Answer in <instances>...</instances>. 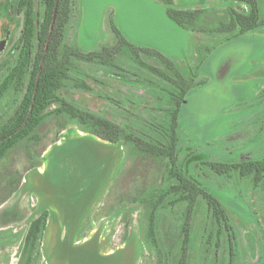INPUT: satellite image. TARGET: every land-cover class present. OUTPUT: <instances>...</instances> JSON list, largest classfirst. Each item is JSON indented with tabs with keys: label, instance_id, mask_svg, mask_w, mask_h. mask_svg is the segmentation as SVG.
<instances>
[{
	"label": "rangeland",
	"instance_id": "374dc122",
	"mask_svg": "<svg viewBox=\"0 0 264 264\" xmlns=\"http://www.w3.org/2000/svg\"><path fill=\"white\" fill-rule=\"evenodd\" d=\"M17 1L7 0L0 14L17 27L7 52L21 34L22 17L13 6ZM163 1L73 0L67 43L83 52L113 47V22L129 42L161 52L188 78L199 75L196 82H205L182 105L189 145L222 163L264 161V27L229 41L226 35L193 33L168 17ZM174 1L186 10L248 11L240 2ZM258 2L264 13V0ZM137 60L122 51L112 66L80 62L70 72L77 88L71 85L59 94L148 138L164 117L166 104L158 99L164 84ZM139 60L160 67L146 56ZM230 61L223 78L222 68ZM19 101L10 98L0 115ZM164 167L133 156L124 143L112 144L76 124L64 127L48 119L32 139L0 160V264H158L156 251L145 243L144 205L134 202V196L158 187ZM194 172L223 205L218 220L214 208L197 202L188 264H230L231 252L233 264H261L262 188L254 190L248 179L238 176L220 178L205 166ZM44 213L45 230L35 250L27 252L31 223ZM178 216L167 208L158 213L157 237L165 250L178 241Z\"/></svg>",
	"mask_w": 264,
	"mask_h": 264
},
{
	"label": "trees",
	"instance_id": "16d2710c",
	"mask_svg": "<svg viewBox=\"0 0 264 264\" xmlns=\"http://www.w3.org/2000/svg\"><path fill=\"white\" fill-rule=\"evenodd\" d=\"M220 1L244 3L248 11L223 9L225 17L221 18L219 13L222 11L208 8L186 10L179 8L174 0L163 2L168 17L182 29L193 33L226 35L229 41L264 27V13L258 0ZM6 3L7 0H0V14ZM13 6L22 17V27L10 52L7 51L17 27L15 24L9 26V18L0 15V35L2 37L6 33L8 36L6 49L0 53V109L12 97L20 101L14 103L16 107L9 106V110L0 115V160L20 143L32 139L35 131L53 118L64 127L69 123L76 124L82 131L103 141L124 143L137 158L163 163L165 170L161 184L152 187L148 194L142 196L138 192L134 196V202L144 205L145 243L156 251L158 264H188L192 218L199 200L214 208L220 219L218 208L223 204L200 183L194 172L198 166L207 167L220 178H246L254 190L261 187L264 191V161L252 158L246 162L222 163L198 152L196 146L189 145L184 138L181 109L189 94L205 84L204 81L196 82L199 75L194 78L192 74L193 77L188 78L175 61L161 52L129 42L113 22L111 31L117 42L115 46L90 52L73 48L67 43L74 11L73 0H18ZM212 50L209 48V52ZM122 51L138 57L137 62L164 84V95L158 98L166 104L164 117L157 125V131L148 138L85 111L59 94L72 86L77 88L70 77L76 64L87 62L112 66L115 57ZM7 53L10 55L5 59ZM142 55L157 61L161 68L141 62L139 58ZM166 208L171 214H179L176 226L178 241L175 248L171 246L168 250L161 247L157 237V216ZM47 217L48 213H44L31 223L25 240L27 252L35 250L45 230ZM234 257L231 252L230 264L235 262ZM261 264H264V256Z\"/></svg>",
	"mask_w": 264,
	"mask_h": 264
},
{
	"label": "water",
	"instance_id": "95a60500",
	"mask_svg": "<svg viewBox=\"0 0 264 264\" xmlns=\"http://www.w3.org/2000/svg\"><path fill=\"white\" fill-rule=\"evenodd\" d=\"M7 43H8V36H7L6 33H4L2 35V38H1V41H0V53L3 52L6 49ZM230 63H231V61L228 62V63H225L224 66H223V68H222L221 76L223 78L227 74V70L229 68Z\"/></svg>",
	"mask_w": 264,
	"mask_h": 264
},
{
	"label": "crops",
	"instance_id": "0c3cea01",
	"mask_svg": "<svg viewBox=\"0 0 264 264\" xmlns=\"http://www.w3.org/2000/svg\"><path fill=\"white\" fill-rule=\"evenodd\" d=\"M203 1V0H202ZM177 5V4H176ZM183 9V8H182Z\"/></svg>",
	"mask_w": 264,
	"mask_h": 264
}]
</instances>
